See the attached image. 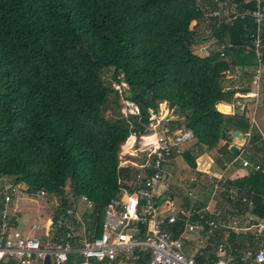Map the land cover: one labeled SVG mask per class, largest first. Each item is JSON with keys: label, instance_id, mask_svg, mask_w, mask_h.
<instances>
[{"label": "trees", "instance_id": "1", "mask_svg": "<svg viewBox=\"0 0 264 264\" xmlns=\"http://www.w3.org/2000/svg\"><path fill=\"white\" fill-rule=\"evenodd\" d=\"M215 8L211 0H0V178L24 184L31 197L43 191L56 198L50 226L86 197L93 204L86 224L96 228L127 173L118 168L121 146L128 149L131 136L143 135L150 111L157 113L161 103L176 116L165 120L169 131L189 132L198 147L195 154H183L189 169L220 142L227 147H218L219 158L236 160L227 150L228 134L235 131L229 121L241 115L216 109L249 90L248 71V81L234 94L223 93L232 86L222 82L236 68L257 66L248 49L255 26L244 15L217 27L207 19ZM206 20L223 51L203 57L191 48L196 26ZM260 94L264 107V83ZM123 100L137 107L138 116H123ZM105 109L112 118L101 115ZM253 140L261 144L256 163L264 168V143L257 134ZM225 190L236 217L249 212L264 218V173L226 181ZM174 228L176 235L179 227ZM247 243L253 245L250 236H231L226 252L232 264H242L237 254ZM208 257L216 260L214 253Z\"/></svg>", "mask_w": 264, "mask_h": 264}, {"label": "built area", "instance_id": "2", "mask_svg": "<svg viewBox=\"0 0 264 264\" xmlns=\"http://www.w3.org/2000/svg\"><path fill=\"white\" fill-rule=\"evenodd\" d=\"M211 2L216 8L207 19L214 20L217 27L223 22L230 24L244 15L253 19L255 27L248 36V49L254 53L257 69L251 76V89L245 92V97L257 102L262 97L260 82L264 76V0ZM248 6L251 8L246 9ZM128 107H134L138 113L131 102H128ZM255 120L254 117L249 120L250 126L256 127L264 143V134L259 131ZM157 125L151 126V130ZM160 130L161 135L151 132V143H145L138 149L133 147V153H126L130 159L119 155L118 168L127 173L119 183L118 193L102 210L96 228L86 224L90 218L88 209H93L92 202L80 197L72 207L65 208L51 226L48 224L49 229L42 238L26 237L11 225L10 194L14 189H0V264H91V261L96 264H198L197 259L201 256L199 264H232L234 259L226 255L223 242L217 245L216 260L212 262L208 257L210 253L206 254V248L199 246L196 240L198 236L212 240L213 235L222 229L220 213H213L208 205L186 208L171 204L173 197L169 195V180L172 175L167 167L174 157L183 156L184 149L193 142L191 134L181 129L169 131L166 126ZM144 138H147L146 130L139 137ZM236 163L237 159L222 165L235 173ZM238 166V170L248 173H264V168L248 160H241ZM46 195L41 191L35 197ZM187 196L188 201L193 199L192 194ZM241 201L248 208L252 207L247 198ZM79 205H84L86 210L78 213ZM238 218L239 222L234 220L232 223L237 228L224 226L223 238L250 236L253 245L247 243L248 247L237 254L241 256L239 263L264 264V218L249 212ZM176 225L179 228L175 235ZM193 236L196 239H192Z\"/></svg>", "mask_w": 264, "mask_h": 264}, {"label": "rangeland", "instance_id": "3", "mask_svg": "<svg viewBox=\"0 0 264 264\" xmlns=\"http://www.w3.org/2000/svg\"><path fill=\"white\" fill-rule=\"evenodd\" d=\"M194 22H192L190 28L194 27ZM197 28V26H196ZM211 27L208 25L207 21H204L203 24H199V28L196 31V41L191 48V51L194 52L196 55H202L200 53V48L207 47L206 52L209 51L210 53H217V52H222L221 46H218L217 43H214L213 37H211L210 33L212 32ZM208 50V51H207ZM257 66L253 68V66H250L248 68H245V71L251 72L254 74L256 71ZM248 74H245L243 72V75L239 77V82L240 83H245L248 81ZM231 75V74H227ZM233 75V74H232ZM109 76L107 73L106 78ZM250 77V76H249ZM251 81V78H249ZM249 81V82H250ZM237 81L229 82V81H223L222 85L225 86H231V85H236ZM235 83V84H234ZM261 84L264 83V76H262L261 79ZM124 86V85H122ZM113 88L117 89L118 91L121 90L119 89V86H115L113 84ZM249 89H251V83L249 85ZM261 90V87H260ZM121 113L123 114L124 117H127L128 114H135L138 116L137 110L134 107H128V102L127 101H122L121 102ZM132 110V111H131ZM218 112L224 113L219 109H216ZM264 107L262 106V97H260L259 101L254 102L252 101V104L249 105L248 109L243 113V115L237 117V118H232L229 123L231 124L232 128L239 132V131H246L247 133H250L252 135H258L256 127L250 126V121L252 117H254L256 120V124L258 126V129L264 134V125L262 124V120L264 117ZM111 111H108L107 109L103 110L101 112V115L103 117L107 118H112L113 113H110ZM150 119H149V124L145 128L147 131V137L151 135V132H156L157 134L161 135V127L166 126L165 125V120L166 118L169 119H176V116L172 115V111L168 110L167 104L166 103H161L158 107V112L157 113H152L150 112ZM226 116H230L228 113L225 114ZM262 119H261V118ZM261 120V122L259 121ZM156 123L158 125L151 130V126H155ZM260 127V128H259ZM251 128V129H249ZM256 133V134H255ZM130 137V136H129ZM131 145L127 148H123L125 145H122L120 148V154L124 156V159H130L128 153L131 151V149L134 147L135 149L142 147L143 144L146 142L142 141V139H139V137L136 136H131ZM153 139L149 140L148 142H152ZM233 142V140L231 139ZM231 142V143H232ZM194 142L190 143L184 150L187 152H190L192 154L196 153V146L193 144ZM224 142H220L218 147L223 146ZM218 147L211 151H205L201 156H199L196 159V165H195V170H191L187 167V164L183 158V156H177L173 158V162L170 163L167 167V170L171 173L172 177L169 180L170 188H169V195L173 197L171 204L174 205L175 207H184L186 204L187 206H193V205H198V204H203V205H208L209 210H211L213 213H220L222 216L226 214H232L229 216V219L227 217L220 223H222L223 227L222 230L224 231L222 233V239L219 241L215 240V234L212 237V240H206L202 237H197L193 236L192 239L197 240V244L199 246L205 247L206 251L205 253H214V255L217 253L218 248L217 245L219 243H224L225 245V250L228 247V241L230 240L229 237H225L224 233L226 232L224 226L227 227H234L232 226V223L234 222H239V218L236 217V210H231L230 206L228 204L229 199L232 200L231 192L229 191L226 193L225 190V182L230 181L229 177H231V181L238 180L243 176H246L248 172L246 170L241 171V173H238L236 175L235 173L233 175H230L231 172L234 170H226L224 168L222 158H219V153H218ZM185 151V152H186ZM255 155V150L253 147L248 146V144L245 145L243 151L241 152L240 157L244 160H248L249 162H257V159L255 160L254 158ZM254 158H252V157ZM239 157V158H240ZM251 157V158H250ZM240 159L239 164L241 162ZM211 160V161H210ZM209 163L207 166L206 164ZM251 163V162H250ZM238 164V165H239ZM234 165V169L238 170L239 166ZM206 171V172H205ZM217 173V176H214V173ZM229 179V180H228ZM190 180H194V183H190ZM0 186L2 188L1 191H3L4 188H9L8 191H10V188L14 189V192L11 193L10 197L12 200L11 207L12 210H15L17 212V223L22 226L26 225L28 229H34L35 232V238H38L41 236L43 233V228H45L50 221V216L51 213L53 212L54 209L59 205V201L56 198H51L49 195H46L43 198H38V197H31L27 193V188L25 187L24 184H18L14 185L12 183V179H7V178H0ZM216 186V188H214ZM192 194V200L188 201V194ZM78 213H82L83 211L86 210V207L84 205H79ZM89 214L91 216L92 214V209H88ZM15 215V217H16ZM24 224V225H23ZM221 228V227H220ZM219 228V229H220ZM237 228V227H234ZM219 231V230H217ZM212 246H210V244ZM194 247V244L192 245ZM226 255L227 252H226ZM241 258V256H239ZM91 264H96L91 261ZM99 264V263H98Z\"/></svg>", "mask_w": 264, "mask_h": 264}, {"label": "crops", "instance_id": "4", "mask_svg": "<svg viewBox=\"0 0 264 264\" xmlns=\"http://www.w3.org/2000/svg\"><path fill=\"white\" fill-rule=\"evenodd\" d=\"M203 22L204 21H201V22H199L198 23V25H197V28H196V30L199 28V24H203ZM194 25H196V22H194ZM206 46L205 47H203V48H200V53H202V55H199V56H207L208 54H209V51L208 52H206L205 50H206ZM245 70L244 69H242V68H236L235 69V71L232 73L233 75H230V76H227L226 78H225V81H229V82H231L232 81V83L233 82H235V81H237L236 83V85H231L232 87V89H235L236 87H238V85H240L241 83L239 82V77L240 76H242L243 75V72H244ZM235 84V83H234ZM238 96H239V94H236L235 95V97H234V99H235V101L231 104V105H225V103L224 104H222L223 106L225 105V107H230V108H232V115H230V117L231 116H234V115H237V114H235L237 111H236V107L234 106L235 105V103L237 102V100H238ZM252 104V102L251 103H247L246 105H245V109H244V112L248 109V107H249V105H251ZM243 112V113H244ZM262 112H264V111H262ZM261 118V117H260ZM262 119V118H261ZM260 122H261V120H259ZM262 124L264 125V117H263V120H262ZM260 128V127H259ZM260 131V130H259ZM242 133V132H241ZM246 138H247V142H246V144H248V146H250V147H253L254 148V150H255V155H254V158H255V160L256 159H258L259 157H260V153H261V149H260V147L259 146H261V144H259L258 145V142L257 141H255V140H253V135L252 134H250V133H242ZM232 142V141H231ZM233 144V142L232 143H230V144H228L229 146L230 145H232ZM245 144V145H246ZM257 144V145H256ZM123 145H125V146H127V144H123ZM224 146H226V144H225V142H224V144H223ZM245 145H244V147H245ZM256 145V146H255ZM227 147V146H226ZM244 147H242V149H241V152L243 151V149H244ZM241 152H240V155H241ZM240 155H239V157H240ZM252 157V156H251ZM250 157V158H251ZM253 158V157H252ZM253 158V159H254ZM240 159H243V157L241 158H237V163H236V165H238L239 164V161H240ZM244 160V159H243ZM211 161V160H210ZM222 161H223V163L225 162V163H228V162H226L225 161V159H222ZM251 163H253V164H255L256 162H252V161H250ZM209 163H207L206 164V166L208 165ZM235 165V166H236ZM239 170H237V171H235V174L236 175H238V173H236V172H238ZM241 171H243V169H240V171H239V173H241ZM206 172V171H205ZM214 173V172H213ZM217 173H214V176H217L216 175ZM234 174V172H231V174L230 175H233ZM244 177V176H243ZM229 179H230V181H231V177H229ZM228 179V180H229ZM12 208V207H11ZM10 214H11V225L14 227V229L16 230V231H18L19 233H22L24 236H26V237H30V238H32V237H35V232H34V229H28L27 227H26V225H24V226H22V225H20L19 226V224L17 223V212L15 211V210H12V209H10ZM15 215H16V217H15ZM49 225H47L45 228H43V233H46V231H47V229H49V227H48ZM44 236V234H42L41 236H39L38 238H42Z\"/></svg>", "mask_w": 264, "mask_h": 264}, {"label": "water", "instance_id": "5", "mask_svg": "<svg viewBox=\"0 0 264 264\" xmlns=\"http://www.w3.org/2000/svg\"><path fill=\"white\" fill-rule=\"evenodd\" d=\"M222 92L225 94H234V89H231V88L225 89L224 88V89H222ZM238 94H239L238 100L234 106L236 107V111H237L235 114H237L239 116V115H243L245 105L247 103H251L252 99L245 97L244 92H238ZM227 108H228V114L232 115V108H230V107H227ZM222 114H226V113L224 112ZM228 135H229L230 139L233 140V144L230 145L227 150L233 158L237 159V158H239L242 147H244V145L247 142V138L242 133L235 132V131L230 132Z\"/></svg>", "mask_w": 264, "mask_h": 264}, {"label": "bare ground", "instance_id": "6", "mask_svg": "<svg viewBox=\"0 0 264 264\" xmlns=\"http://www.w3.org/2000/svg\"><path fill=\"white\" fill-rule=\"evenodd\" d=\"M221 111L225 112L226 114L228 113V108L224 106H221L220 109ZM147 143H150V142H147ZM2 188V187H1ZM11 195V194H10ZM12 209V208H11Z\"/></svg>", "mask_w": 264, "mask_h": 264}, {"label": "clouds", "instance_id": "7", "mask_svg": "<svg viewBox=\"0 0 264 264\" xmlns=\"http://www.w3.org/2000/svg\"><path fill=\"white\" fill-rule=\"evenodd\" d=\"M245 93V92H244ZM253 101V100H252Z\"/></svg>", "mask_w": 264, "mask_h": 264}]
</instances>
